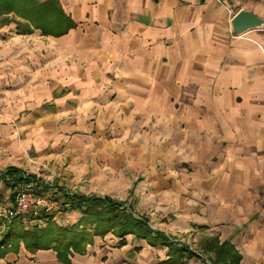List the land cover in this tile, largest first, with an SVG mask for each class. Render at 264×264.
Masks as SVG:
<instances>
[{
	"label": "crops",
	"instance_id": "1",
	"mask_svg": "<svg viewBox=\"0 0 264 264\" xmlns=\"http://www.w3.org/2000/svg\"><path fill=\"white\" fill-rule=\"evenodd\" d=\"M57 1L75 24L65 34L0 29V172L53 175L60 203L89 197L62 186L79 184L72 173L134 187L152 216L180 211L183 230L207 229L239 264H264V26L231 28L240 10L264 20V0ZM13 196L0 178V213ZM65 213L69 225L83 218ZM175 256L109 234L70 263L204 264ZM0 264L63 263L22 247Z\"/></svg>",
	"mask_w": 264,
	"mask_h": 264
},
{
	"label": "trees",
	"instance_id": "2",
	"mask_svg": "<svg viewBox=\"0 0 264 264\" xmlns=\"http://www.w3.org/2000/svg\"><path fill=\"white\" fill-rule=\"evenodd\" d=\"M14 13L27 20L22 24L24 33H31V24L44 35H62L75 24L63 13L57 0L39 3L36 0H0V13ZM22 171L6 169L0 172V178L15 191L27 183H34V191H47L49 187L28 175L22 177ZM41 194V193H40ZM62 203L64 211L80 209L83 218L80 222L67 227L59 225L54 215L40 211L24 218H0V260L9 254H17L23 247L31 253L53 249L63 264H71L74 253L84 254L86 247L93 243L94 237H104L109 232L125 237L134 234L138 239L169 246L170 253H181L184 247L170 243L167 238L152 230L147 221L137 219L131 213L123 211L116 202L105 198L84 197L65 194ZM14 198V196H13ZM202 249L213 253L212 264H239L241 255L230 242H220L217 237L208 239ZM205 264V263H204Z\"/></svg>",
	"mask_w": 264,
	"mask_h": 264
},
{
	"label": "rangeland",
	"instance_id": "3",
	"mask_svg": "<svg viewBox=\"0 0 264 264\" xmlns=\"http://www.w3.org/2000/svg\"><path fill=\"white\" fill-rule=\"evenodd\" d=\"M20 22L26 23L27 20L21 18L19 15L14 14L12 12L8 14L0 13V29L5 26H9L10 24H14L16 26L17 33L24 35V32L20 31V30L23 31L24 27L22 26V24L18 26L19 25L18 23ZM30 26H31L32 32L35 30H40V29H36L32 24ZM24 173H28V172L24 171ZM39 173H40L39 175L35 176V180H37L38 182L44 185H46L47 183L54 184L53 178H50V176L54 177L53 175H50L48 177V175H46L45 173L44 174L42 172H39ZM79 175H80L79 173H76V174L72 173L71 175V179H75V178L79 179L77 180L79 181L78 185H72L70 184V182L64 181L62 186L65 189H68L69 191H71V193L85 194L89 197H96L100 199L108 198L116 202L117 204H119L121 206V209H124L123 211L131 213L135 218L139 220L144 219L145 221H147L148 226L152 230H154L153 227L163 229L169 236V237L165 236L168 241L173 242L172 244H177L180 247H184L181 253L180 252L173 253L176 255L175 262H179L182 259L186 258L188 262H185V263H206L208 264L207 261H210V258H213V253L204 251L202 249V244L204 243V241L211 239V238H215V237H217L218 240L220 241L219 237L215 235H209L210 231H208L207 229H203L200 232L197 231L196 227L190 228L189 231L183 230L182 229L183 222L181 219H179L180 214H181L179 213L180 211H170L167 215H165L164 213H157L156 216H152L154 215L152 213L155 212L154 208L149 207L148 204L146 203L145 204L141 203L140 205V203L136 202V200L133 199L134 192H135L134 187L126 191L125 190L126 188H122L120 186L114 185V183L111 184L110 182H108L109 186H114L115 188L109 187L108 189H106L105 185H102L104 187H101L96 182L92 183L89 180L84 182V173H82L81 176ZM140 179L142 180L143 176H140ZM140 179L138 178L139 181H141ZM104 190H106V192H104ZM40 193L48 195L50 197L52 194L51 192H48V191H45V192L40 191ZM53 196L55 200L60 202L56 198V196H60V194L58 193L53 194ZM68 216H69L68 213H64L62 216H58L57 219L60 222L65 223L66 225H69L68 223L71 222V219L68 218ZM28 218L29 217H26V219ZM109 234H110V238H111V235L120 238V236H117L114 232H109L106 235H109ZM129 235H134V234H129ZM121 238H124V237H121ZM141 240H144V239H141Z\"/></svg>",
	"mask_w": 264,
	"mask_h": 264
},
{
	"label": "built area",
	"instance_id": "4",
	"mask_svg": "<svg viewBox=\"0 0 264 264\" xmlns=\"http://www.w3.org/2000/svg\"><path fill=\"white\" fill-rule=\"evenodd\" d=\"M28 175L30 174L22 173V177L25 179ZM40 211L52 214L55 218L65 213L62 203L48 195L36 193L34 183H27L14 191L12 205L2 211L0 217L24 218Z\"/></svg>",
	"mask_w": 264,
	"mask_h": 264
},
{
	"label": "water",
	"instance_id": "5",
	"mask_svg": "<svg viewBox=\"0 0 264 264\" xmlns=\"http://www.w3.org/2000/svg\"><path fill=\"white\" fill-rule=\"evenodd\" d=\"M264 20L252 14L250 11L240 10L231 21L232 33L240 36L250 30L262 28ZM208 264H212L207 261Z\"/></svg>",
	"mask_w": 264,
	"mask_h": 264
}]
</instances>
